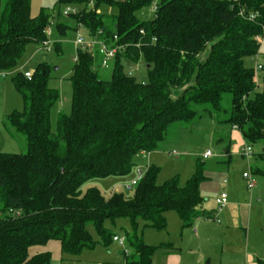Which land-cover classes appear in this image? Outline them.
I'll return each mask as SVG.
<instances>
[{"label": "trees", "instance_id": "16d2710c", "mask_svg": "<svg viewBox=\"0 0 264 264\" xmlns=\"http://www.w3.org/2000/svg\"><path fill=\"white\" fill-rule=\"evenodd\" d=\"M151 2L94 0L90 8L88 0H57L79 7L68 14L74 27L58 20L55 32L44 10L31 15V0H0V72L16 67L27 44L42 45L47 26L50 37L82 26L89 38L122 45L108 78L99 72L109 66L101 65L96 49L76 47L70 111L59 112L55 130L50 111L60 92L49 85L53 67L43 61L30 78L20 71L12 77L23 109L6 120L25 136L26 151H0V264H51L50 251L37 248L51 241L61 254L77 257L96 244L90 226L107 246L113 233L105 222L118 218L129 219L133 229L126 235L132 253L125 263L150 264L156 247L137 234L139 222L164 229L168 211L183 227L199 215L210 217L199 209L204 162L197 161L185 181L173 175L160 183V169L151 165L131 195L105 196L83 184L128 175L134 157L157 150L170 125L194 123L204 114L235 126L249 145L264 139V90L256 89L254 72L244 63L259 51L255 37L264 28V0H158L152 17L139 19L137 11ZM111 6L115 14L102 11ZM53 48L61 51V42ZM139 61L146 81L131 74Z\"/></svg>", "mask_w": 264, "mask_h": 264}, {"label": "rangeland", "instance_id": "374dc122", "mask_svg": "<svg viewBox=\"0 0 264 264\" xmlns=\"http://www.w3.org/2000/svg\"><path fill=\"white\" fill-rule=\"evenodd\" d=\"M158 0H152L147 6L142 7L137 11V17L141 20L149 19L153 16V5ZM84 6V4H81ZM76 9L78 4H57V0H31V15L37 16L41 10H44L49 15V21L52 24V30L56 32L55 24L58 20H64L72 27L73 21L68 19L69 15H64L65 8ZM99 12V10H96ZM102 11L108 14H115L116 7H103ZM73 13V12H70ZM79 33L86 40L90 35L87 30L79 26L77 29H68L67 35L64 37H49L51 41L50 51L47 52L41 45L29 43L25 46L21 58L18 60L15 68L9 71L0 72V151L7 153H22L26 151V138L23 134L16 133L9 126L6 118L9 113L14 110L23 109V100L20 93L16 90L12 77L18 72L32 71L39 62L46 61L49 63L53 70L50 73L49 85L57 88L60 92L59 101L51 108L50 122L52 130L56 128V120L60 111L68 113L71 104V84L68 76L71 73V67L74 63L76 46L73 39ZM57 36V34H55ZM55 38V39H54ZM61 42V51L56 52L53 48V42ZM257 62L264 66V41L260 44ZM246 66L252 68L256 80V89L264 90V68L256 70L255 57H246L244 59ZM112 66L106 69H100L102 76L109 77L111 74ZM131 74L139 81L147 80V72L143 61L130 66ZM4 74V76H2ZM229 125L224 123H216L212 118L204 114L196 122L190 124L175 123L169 126L163 143L160 144L158 150L152 155L150 154H137L134 157V168L125 176H107L103 178H92L83 184L82 188L85 190L87 187L95 186L105 195L109 196L114 191H120L124 194L131 195L132 190L127 191L123 188L125 183L131 182L138 176V171L145 173L147 167L154 165L160 170L158 173V182L164 181L170 175L178 174L181 181L194 171L197 161H205V164L214 162L215 158L211 157L204 159L201 154L209 149L214 155L219 152L220 144L217 139L222 137L228 138ZM252 146V144H250ZM258 147V143L254 147ZM257 149V148H256ZM153 157V158H152ZM244 159H248L244 157ZM204 164V166H205ZM207 166V165H206ZM174 214L175 211H168ZM166 214V219H167ZM105 226L119 237H124L125 242L123 245L116 241H111L107 246L99 241L93 226L89 227V232L96 244L92 249L83 250L77 257L67 256L60 253L57 241H51L44 246H37L38 250L44 251V247L48 245L51 253V264H99L105 261L123 262L132 253V249L127 243L126 235L133 233L132 226L129 219L118 218L114 222L106 220ZM137 234L143 241L149 245L155 246L150 264H162L165 252V243L174 240L172 236V225L166 224L164 229H155L152 227L144 226L141 222L138 223ZM179 234H177V237ZM163 244V247L160 245ZM176 246V244H174ZM186 253L187 250L183 249Z\"/></svg>", "mask_w": 264, "mask_h": 264}, {"label": "crops", "instance_id": "0c3cea01", "mask_svg": "<svg viewBox=\"0 0 264 264\" xmlns=\"http://www.w3.org/2000/svg\"><path fill=\"white\" fill-rule=\"evenodd\" d=\"M229 128L227 139H217L220 148L216 155L211 152L203 158L209 149L201 154L203 160L215 158L209 164L203 161L205 178L200 183L203 199L199 209L212 218L199 215L183 227L178 214L166 212V224L172 225L171 235L176 238L161 246L165 248L162 264H264V139L257 149L252 144V155L245 160L242 150L248 143L237 128ZM243 172L254 178L252 189H248ZM221 192L227 194V203L217 212L216 198ZM44 250H49L48 245Z\"/></svg>", "mask_w": 264, "mask_h": 264}, {"label": "built area", "instance_id": "2783aa9c", "mask_svg": "<svg viewBox=\"0 0 264 264\" xmlns=\"http://www.w3.org/2000/svg\"><path fill=\"white\" fill-rule=\"evenodd\" d=\"M93 4H94V0H88V5H89L90 8H93ZM154 9H156V4L153 5V10ZM75 11H76V9H72L71 10V9H69L67 7V8H65L63 10V14L64 15H68L70 12L74 13ZM45 31H46V34L49 36L50 33H51V27L47 26ZM98 33H100V31H98ZM113 40L116 41L117 37L114 36ZM255 40L259 44H261L264 41V28L262 29V32L255 37ZM50 41H51V38L48 37L45 41L42 42V45H41L47 51L50 50V47H49ZM73 42H74L76 47H81V48L87 49V50H95L96 49L98 51V53L101 55V65L103 67H108L109 64L111 63V61L114 59V57H115L116 53L118 52V50L122 48V45H110L105 40L100 39L97 36H93V37L89 38L88 40H86L79 33H76V35H75V37L73 39ZM257 55H258V53L255 54L253 57H255V59H256V70L259 71V70L263 69V65L261 63L257 62ZM24 75L27 78H30L31 72L30 71H26V72H24ZM234 128H235V126H234ZM242 154L245 157H247V158L250 157L252 155V146L249 145V144L245 145L243 147ZM208 156H211V152L209 150H206L203 153V158H207ZM143 174H144L143 172L138 171V176L135 179H133L131 182L125 183L123 185V188L125 190H127V191L132 190V188L135 187L137 185V183L140 181V179L143 177ZM242 176L247 181L248 189H252L254 187V185H255V180L252 177V175L249 172H243ZM226 203H227V194L225 192H221L219 194V196L216 198V204H217L216 211L220 212L222 207ZM206 218L211 219L212 217H206ZM213 219H215L217 222H219L218 218H213ZM112 239H113V241H116V242H118L121 245H123L124 242H125V238L124 237H119L117 235H114L112 237Z\"/></svg>", "mask_w": 264, "mask_h": 264}]
</instances>
